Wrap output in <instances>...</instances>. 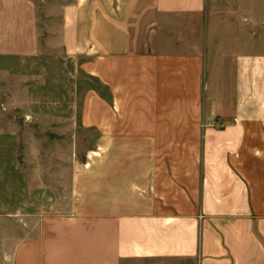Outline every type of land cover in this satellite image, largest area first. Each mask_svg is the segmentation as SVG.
<instances>
[{
    "label": "crops",
    "instance_id": "0c3cea01",
    "mask_svg": "<svg viewBox=\"0 0 264 264\" xmlns=\"http://www.w3.org/2000/svg\"><path fill=\"white\" fill-rule=\"evenodd\" d=\"M1 48L82 104L36 119L0 264H264V0H0Z\"/></svg>",
    "mask_w": 264,
    "mask_h": 264
},
{
    "label": "rangeland",
    "instance_id": "374dc122",
    "mask_svg": "<svg viewBox=\"0 0 264 264\" xmlns=\"http://www.w3.org/2000/svg\"><path fill=\"white\" fill-rule=\"evenodd\" d=\"M30 49L1 48L0 49V185L4 184L7 191H0V235L5 231L2 217L16 214L20 208L8 206L17 197V191L31 183L28 172L36 167V119H81L80 96L74 97V108L68 111V106H60L67 97L56 95L54 91L37 90L36 83L23 80L22 72L36 71V66L24 65L17 55L19 51ZM34 71V72H35ZM31 75L32 73H26ZM84 79V78H83ZM91 87H96L91 80H84ZM68 99V98H67ZM57 103L50 104L49 102ZM77 108V111H75ZM80 143L78 150L84 153L90 148V141L95 139V131L78 129ZM24 169L25 174L16 170ZM2 172H5L2 176ZM36 209H25L26 214Z\"/></svg>",
    "mask_w": 264,
    "mask_h": 264
}]
</instances>
